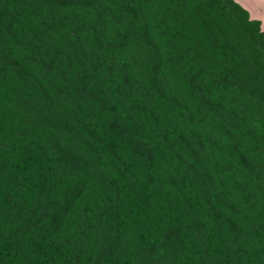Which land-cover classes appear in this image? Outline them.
I'll return each instance as SVG.
<instances>
[{"label": "trees", "instance_id": "obj_1", "mask_svg": "<svg viewBox=\"0 0 264 264\" xmlns=\"http://www.w3.org/2000/svg\"><path fill=\"white\" fill-rule=\"evenodd\" d=\"M0 264H264L261 21L0 0Z\"/></svg>", "mask_w": 264, "mask_h": 264}, {"label": "rangeland", "instance_id": "obj_2", "mask_svg": "<svg viewBox=\"0 0 264 264\" xmlns=\"http://www.w3.org/2000/svg\"><path fill=\"white\" fill-rule=\"evenodd\" d=\"M250 13L252 18L259 19L264 29V0H236Z\"/></svg>", "mask_w": 264, "mask_h": 264}, {"label": "crops", "instance_id": "obj_3", "mask_svg": "<svg viewBox=\"0 0 264 264\" xmlns=\"http://www.w3.org/2000/svg\"><path fill=\"white\" fill-rule=\"evenodd\" d=\"M238 2V1H237ZM239 3V2H238ZM241 4V3H240ZM242 5V4H241ZM243 6V5H242ZM244 7V6H243ZM261 25H262V23H261Z\"/></svg>", "mask_w": 264, "mask_h": 264}]
</instances>
